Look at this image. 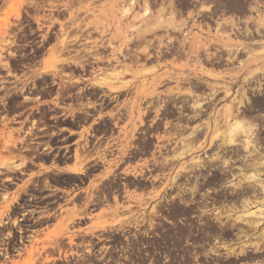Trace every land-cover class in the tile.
<instances>
[{
    "label": "flooded vegetation",
    "instance_id": "af4514ba",
    "mask_svg": "<svg viewBox=\"0 0 264 264\" xmlns=\"http://www.w3.org/2000/svg\"><path fill=\"white\" fill-rule=\"evenodd\" d=\"M108 2L0 0V211L21 195L15 235L0 223V264L63 214H87L79 231L138 207L142 252L85 264H264L263 250L227 253L245 245L229 219L264 198V72L249 65L264 0H126L119 32L89 23ZM240 121L251 141L232 144Z\"/></svg>",
    "mask_w": 264,
    "mask_h": 264
},
{
    "label": "rangeland",
    "instance_id": "374dc122",
    "mask_svg": "<svg viewBox=\"0 0 264 264\" xmlns=\"http://www.w3.org/2000/svg\"><path fill=\"white\" fill-rule=\"evenodd\" d=\"M125 1L126 0H109L108 3L102 6V10L98 12V15L94 17L89 23L99 29H110L115 30L116 32L123 31L125 29L124 22L128 19V15L126 14L125 10ZM20 3L21 0H19V4ZM87 7H91V5ZM133 8H135V6H133ZM16 12L17 8L12 7L8 13L11 14ZM133 21L134 23L140 22L138 18L134 19ZM0 23H2L0 24V30L1 28L7 29L10 24L9 18L8 21L3 20ZM259 24L261 26L263 25L262 27H264V18L259 20ZM134 29H139V27H134ZM116 39L119 40L120 45H123V35L120 34V36H116ZM259 53L253 54L250 60L249 65H262L261 67L257 68L254 73L264 72V48ZM4 165L6 166V162ZM258 173L260 177L264 176V161L259 164ZM107 174L109 173L107 172ZM100 182L101 184L99 187L101 188L103 184L106 183V181L102 180L101 178ZM261 188L263 189V187ZM20 198L21 195L4 198L3 209L0 211V223L4 225V228H2V232L4 234L10 232V234L14 236L16 229H18V215L13 211L14 206L17 205V202H20ZM263 204L264 198H260L256 204V207H252L250 211L239 212L236 214V216H233V219H229L230 222H235L238 227H240L238 229L229 231L237 233L231 237L234 239L237 238V241L243 242L242 244L245 245L241 247L242 250H240V248L236 247L235 245H228V255L231 256L238 253L251 254L249 250L256 249V253H260L261 250H263L261 253L264 254V218H258L252 214V211H256L259 208L264 210ZM132 209H137V211L117 213L102 212L91 219V224L87 229H81L79 231H75L72 225L75 223L78 216H86L87 214H63L62 217H59L56 220H50L47 223L48 228L37 235L29 255H27L24 259L14 261L13 263L9 264H63L66 263V261L68 264L101 263V261H95L93 259L94 253H141V247L146 241V238H143L144 230L141 227L144 221L143 214L140 212V207ZM259 210L254 213L258 215ZM6 222H9V224H5ZM257 223H259L258 226H255ZM79 226H83V224ZM155 232L156 230L154 229L149 230L150 235L154 234ZM82 234L83 236H80ZM7 236L10 238V240L12 239L10 235ZM97 237L100 240V244H98V246H94V249L91 245H86L89 242L97 240L95 239ZM93 238L94 240H92ZM82 240V245L73 243L81 242ZM68 241H70V243H68ZM252 245L254 247H251ZM101 246L105 247L100 249V251H95ZM108 246H110V248H107ZM180 252L187 253L188 251ZM72 256L79 257V260L77 261L76 258L71 259Z\"/></svg>",
    "mask_w": 264,
    "mask_h": 264
},
{
    "label": "bare ground",
    "instance_id": "6f19581e",
    "mask_svg": "<svg viewBox=\"0 0 264 264\" xmlns=\"http://www.w3.org/2000/svg\"><path fill=\"white\" fill-rule=\"evenodd\" d=\"M259 56H261V55H259ZM227 110H229V109H227ZM223 119H224V121H226L228 123V121H229L228 117L225 116ZM243 122L240 121L239 123H237L235 125H229L230 126V127H228L229 128L228 135H229V138H230L229 142H231V143L234 142V138L236 136H238V135H246V137H248L247 142L251 141V135H250V133L252 132V127L251 128H247ZM248 148L249 147H247V149ZM254 180L255 181L258 180V177H255ZM252 214H254L253 216L258 217V218H264V210H262V209L259 210L258 215L256 213H254V212ZM258 222H260V221H258ZM258 224L259 223H257L256 226H258Z\"/></svg>",
    "mask_w": 264,
    "mask_h": 264
}]
</instances>
